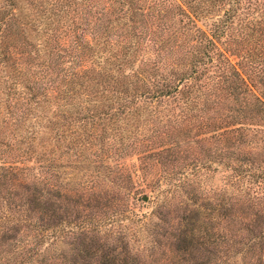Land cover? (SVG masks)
Here are the masks:
<instances>
[{"label":"trees","instance_id":"trees-1","mask_svg":"<svg viewBox=\"0 0 264 264\" xmlns=\"http://www.w3.org/2000/svg\"><path fill=\"white\" fill-rule=\"evenodd\" d=\"M0 29V264H264V0H0Z\"/></svg>","mask_w":264,"mask_h":264},{"label":"rangeland","instance_id":"rangeland-1","mask_svg":"<svg viewBox=\"0 0 264 264\" xmlns=\"http://www.w3.org/2000/svg\"><path fill=\"white\" fill-rule=\"evenodd\" d=\"M27 27H29L28 23H25V21H14L12 27L9 29V33H7L5 35V39L18 44L19 46H21V48L25 49V48H29V41L28 40H33L30 36L27 35V33H30V30L27 29ZM19 28V29H18ZM3 33H5V31H3ZM1 29H0V37L3 34ZM26 33V34H25ZM4 35V34H3ZM129 165L131 166L132 163L130 162ZM152 173H156L157 169H153ZM222 181V175L221 173H217L215 175L214 178V183H216V185H218L220 187ZM148 196L149 200L145 201L143 199L144 196ZM145 195L142 197L143 202L146 204L145 207H140L141 210L139 211H151L153 210V208H156V203L158 202V194H156V192H154L153 188H149L146 187L145 189ZM155 201V202H154ZM61 239L57 244V251L58 252H64V253H68L70 252L71 247V242L73 241L70 237L69 234V230H65L64 233L60 234V238ZM47 245V243H46Z\"/></svg>","mask_w":264,"mask_h":264},{"label":"water","instance_id":"water-1","mask_svg":"<svg viewBox=\"0 0 264 264\" xmlns=\"http://www.w3.org/2000/svg\"><path fill=\"white\" fill-rule=\"evenodd\" d=\"M143 199H144L145 201H148V200H149V197L145 195V196L143 197Z\"/></svg>","mask_w":264,"mask_h":264}]
</instances>
